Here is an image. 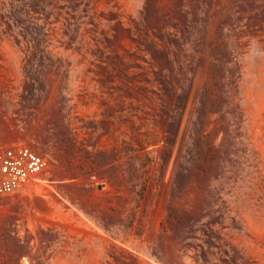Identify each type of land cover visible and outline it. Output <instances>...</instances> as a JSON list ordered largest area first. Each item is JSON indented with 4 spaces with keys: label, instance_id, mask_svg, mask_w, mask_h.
I'll return each instance as SVG.
<instances>
[{
    "label": "rangeland",
    "instance_id": "rangeland-1",
    "mask_svg": "<svg viewBox=\"0 0 264 264\" xmlns=\"http://www.w3.org/2000/svg\"><path fill=\"white\" fill-rule=\"evenodd\" d=\"M0 264H264V0H0Z\"/></svg>",
    "mask_w": 264,
    "mask_h": 264
},
{
    "label": "built area",
    "instance_id": "built-area-1",
    "mask_svg": "<svg viewBox=\"0 0 264 264\" xmlns=\"http://www.w3.org/2000/svg\"><path fill=\"white\" fill-rule=\"evenodd\" d=\"M47 168L46 158L29 146L0 149V198L13 196Z\"/></svg>",
    "mask_w": 264,
    "mask_h": 264
}]
</instances>
